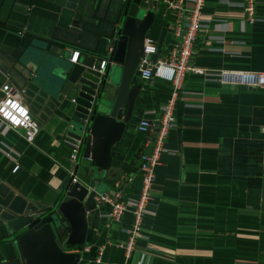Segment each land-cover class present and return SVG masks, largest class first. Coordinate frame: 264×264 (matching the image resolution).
<instances>
[{"label":"crops","instance_id":"obj_1","mask_svg":"<svg viewBox=\"0 0 264 264\" xmlns=\"http://www.w3.org/2000/svg\"><path fill=\"white\" fill-rule=\"evenodd\" d=\"M242 2L203 0L192 65L264 72V0H254L251 23ZM77 3L0 0V87L7 83L18 90L38 122L31 142L19 128L0 123V264H23L8 242L6 221L51 206L71 182L73 139L66 131L73 104L67 95L81 69L79 51L103 52V39L120 14L119 0H101L95 9ZM190 6L191 0H183L185 9ZM152 9L145 35L155 46L150 62L166 58L175 40L173 12L153 0ZM17 47L15 57L3 49ZM135 82L139 90L121 137L110 147L109 167L101 175L83 158L76 167V178L91 179L97 194L112 192L120 179L123 200L138 196L137 157L147 149L137 122H156L172 88L155 75ZM181 85L129 257L117 244L126 240L130 213L109 223L107 207L96 204L86 216L83 246L66 251L79 255L77 264H264V84L223 83L187 71ZM115 86L108 87L110 97Z\"/></svg>","mask_w":264,"mask_h":264},{"label":"water","instance_id":"obj_2","mask_svg":"<svg viewBox=\"0 0 264 264\" xmlns=\"http://www.w3.org/2000/svg\"><path fill=\"white\" fill-rule=\"evenodd\" d=\"M100 1L78 0L77 6L84 3L86 8L95 9ZM119 6L117 22L103 39L104 51H79L81 69L67 95L73 105L66 135L79 139L80 155L101 175L110 165V147L121 137L138 93L137 65L154 16L152 0H146V6L141 0H119ZM27 42L32 43V38ZM3 49L12 57L21 52L20 47ZM114 84L115 92L110 97L107 90ZM95 193L91 179H76L51 206L7 220L11 231L8 242L15 246L23 264H77L79 255L66 251L83 246L86 216L96 207Z\"/></svg>","mask_w":264,"mask_h":264},{"label":"built area","instance_id":"obj_3","mask_svg":"<svg viewBox=\"0 0 264 264\" xmlns=\"http://www.w3.org/2000/svg\"><path fill=\"white\" fill-rule=\"evenodd\" d=\"M163 5L166 10L172 11L175 17L173 24V35L175 37L168 56L164 59L149 61L148 55L152 53L155 46L147 38H144L142 54L139 58L137 69L140 78H148L155 75L171 82L172 88L169 96L162 106L156 122L151 123L147 119L137 122V129L145 134V147L147 149L138 154L137 168L140 173V185L138 196L133 200H123L119 189L120 179L115 181L116 189L110 193L94 194L93 200L97 205L107 207L105 214L109 223L117 224L122 215L129 212L131 225L126 232L124 243L117 244L122 249L124 258H128L134 248L135 241L140 230L142 217L146 212V206L151 200L150 191L154 177V167L158 163V157L163 150V141L170 126L174 123L173 104L176 95L181 89L183 75L187 71L203 74L206 77L217 79L223 83L243 84L248 87H256L264 84V72L246 71L235 69H207L191 64V46L197 32L200 30L202 21L201 7L203 0H191L189 9L183 7V0H153ZM244 18L248 23L254 20V0H243ZM186 14L185 20H181L182 14ZM75 59L77 51L72 52ZM104 63L101 61L100 68ZM153 67V70H152ZM0 123L21 130L23 138L31 142L38 131V122L30 114L28 108L20 100L18 90L7 83L0 87ZM79 139L71 142L68 154L69 166L67 168L70 181H75L76 167L80 158ZM16 165L13 166V169ZM101 247L97 248L96 261L99 262Z\"/></svg>","mask_w":264,"mask_h":264},{"label":"rangeland","instance_id":"obj_4","mask_svg":"<svg viewBox=\"0 0 264 264\" xmlns=\"http://www.w3.org/2000/svg\"><path fill=\"white\" fill-rule=\"evenodd\" d=\"M103 206V205H102Z\"/></svg>","mask_w":264,"mask_h":264}]
</instances>
